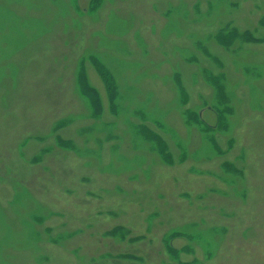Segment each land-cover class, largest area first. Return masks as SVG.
Wrapping results in <instances>:
<instances>
[{"label": "rangeland", "instance_id": "obj_1", "mask_svg": "<svg viewBox=\"0 0 264 264\" xmlns=\"http://www.w3.org/2000/svg\"><path fill=\"white\" fill-rule=\"evenodd\" d=\"M53 1L56 4L63 2V0ZM117 1L119 0H68V3L62 6L60 10L62 17L70 15L71 12L73 13L70 22L64 23L62 27V30L69 36L57 41L54 39L51 42L59 46L65 44L66 48L47 53V58L53 63L47 69V74L55 73L58 76H55V80L52 82H47L46 78L41 79L42 90L41 97L38 100L46 102L49 106L60 104L63 108L68 98H71V96L74 99L79 97L77 85L82 83L83 86L89 85V87L96 90L99 108L94 112L88 97L82 95L86 108L84 112H67L58 115L51 128L37 129L20 141L19 146L24 148L25 152L24 159L32 164H41L43 168L40 172L46 173L50 169V166L44 162L48 154L61 150L64 152L63 155L66 156L75 152L81 157L94 159V163H97L96 169H100L102 175L103 172L107 171H110V173L128 171V180L137 181L139 177L136 168H140L145 180L148 181L155 178L153 169L157 161L173 166L187 161L196 163V160H210L217 157L218 163L214 170L200 168L192 164L187 169V174L199 172L212 174L230 188L222 187L221 189L209 186L208 189L203 186L196 196H193L196 192L192 193L188 187L175 190L173 184L170 188L158 192L146 191L147 186L143 188L144 191L141 190L142 192L137 189L125 190L116 184L112 187L104 185L99 189L87 188L84 190L85 194H82L83 196H73V193H77V191L69 184L68 177L51 175L52 182L54 184L56 182L58 185H55L56 192H64L68 202L62 201V207L60 208L46 210L44 206L31 213L32 222L39 227L36 232L29 231L27 234V238L33 240L30 250L36 252L37 260L35 264H59L55 258V251L50 248L51 246L57 247L60 254L66 252L70 256V258L65 256L69 264H84V260L86 264H98L100 261L108 259L127 262L131 258L138 264H153L154 259L163 256L166 257L160 261V264H202L204 261L216 258L220 254V245H216L214 240L218 236H225L233 231L238 235L241 243H238V245L234 243L235 249L230 250V252L233 251L246 258L257 255V249L259 248L257 244L264 239L258 237V229L256 232L252 229L248 230L245 228L247 225L234 228L233 221L227 225L216 222L217 224L215 223L211 227L203 229L206 220H210L209 217H189L181 220L180 223L169 225L170 219L165 217L172 207L185 204L183 201H187L188 205L194 204L196 210L206 209V204L200 206L198 203L205 200L210 193L227 195L230 192L236 201L240 203H243L249 197V192L244 187L248 172V149L243 146L235 152L237 146L235 124L233 122L236 115L235 91L228 86L231 71L229 68L233 66L234 70L242 76V84L249 86L251 94L256 95L253 102L255 107L262 100L264 101V87L258 86L259 82L264 83V0H192L190 5L187 4V0H183L175 1L173 6L169 2L167 3L166 0L164 3L161 0L160 6L164 9L162 10L165 21L162 28L164 36L174 33V36L180 37L184 31L181 24L184 20L187 26V22L191 24L202 22L205 31L201 32V29L191 31L185 37L186 45L175 44L172 49L158 53V55L151 58L149 57L150 50L146 35L139 37L138 34H135V46L133 49L129 46L125 34L133 30L130 19L117 14L115 10H111L107 14L101 27L93 26L91 28L92 41L88 45L81 43V32L84 27L82 16L91 17L93 23H102L99 20L101 10L112 7ZM7 2L18 9L19 6L15 3H19L21 0H8ZM246 3L248 6L245 8ZM243 7L248 14L255 13L253 22L238 23L233 13ZM6 14L12 17L6 18L4 11L0 10V29H2V21L7 19L8 24H6L5 29H8L9 32L13 28H19L20 30L18 45H14V50L22 45L31 44L34 51L38 52L41 49L45 51V48L39 45L38 40L35 38L36 35L38 36L42 32L38 30L40 20H23L20 15L10 10L6 11ZM220 14L223 16H220ZM26 29L33 30L34 36L29 37ZM153 29L152 26L151 30L153 31ZM231 29H234L232 43L229 45L222 44L219 38L222 37L223 32L227 34ZM137 31L141 32L140 29L136 28L135 32ZM243 31L250 32L259 40H240L237 34ZM79 45L81 47L80 51H78ZM216 46L221 48L222 51H217ZM135 51H139L143 58L128 61V57ZM106 53L114 55L115 58H112L114 60L108 57ZM226 53L231 59L227 58ZM160 55L163 57L176 55L175 60L174 58L171 59L173 69L170 80L174 84L173 98L177 97L178 103L181 105L184 124L187 128H192V130L186 132L184 137L175 135V139L171 138L169 132L173 133L174 131L163 123L164 115L148 111L144 106L134 108L131 115L124 118V120L120 118L125 111V108L122 107V99L125 96L122 94L117 71L122 69L123 64L132 68L140 67L142 63H145L146 57H149L151 62L157 61ZM5 56H2V58ZM256 56L257 61L254 60ZM72 60L73 77L71 84L67 85L66 82L70 81V76L65 73V70ZM117 60L119 62H116ZM185 64L193 66L187 79L183 72V65ZM57 67L63 69L64 73L58 74ZM100 69L112 78L113 91L107 89L100 74ZM16 73L17 67L13 76ZM210 76L221 77L225 94V98L221 102L217 101L216 89L209 80ZM193 85L196 87H193ZM236 86H238L237 83L233 87ZM260 89L263 94L257 98V92ZM110 93L112 94L111 98ZM22 99L26 103L32 101V98L30 100L28 96H23ZM217 112L224 113L222 122L221 120L217 122ZM188 113L192 118L197 117L201 122L189 120ZM256 113V109L251 112L252 115ZM80 119L95 121L91 125L80 127L75 132L76 137L83 136L85 142L91 141V148L79 147L75 137L64 131L73 121ZM121 122L128 125L126 135L117 130ZM140 130L149 136L148 139L139 132ZM156 136L164 141L162 151H159V145L151 140V137ZM30 145L32 149L26 152V147ZM144 148L155 154L157 159L154 160L147 154L139 152ZM119 151L120 153L116 155ZM108 155H116V160L122 161L121 166L119 168L115 167L114 161L107 157ZM166 156L170 158L166 160ZM81 164L86 168L92 166L93 163L85 159ZM15 165L14 162L10 164L14 168ZM9 172L8 169L7 173ZM102 175L96 176L93 173L85 172L79 175V180L81 185L88 186L97 179L101 180ZM37 177L39 176L32 175L29 179L20 177L18 180H11L12 182L8 183L7 186L9 189H12L14 184L16 186L29 184L32 187L35 181L38 182ZM54 179L57 181L61 179L65 182L62 185V181L57 182ZM177 179L178 176L174 178V181L176 182ZM4 181H6L5 177L0 178V184H3ZM22 188L17 197L2 203L0 224L2 223L1 220H4L6 226L5 239L13 233V228L10 229V225L13 223L12 217L7 215L8 212H11L8 209V203L20 202L24 204L23 200L26 197L28 198L27 190L24 187ZM114 193L137 201V208L129 210L113 205L105 209H97L92 213L89 210L85 211L78 208L79 205H86V200L92 201L104 196L111 197L114 201L122 199H117L113 195ZM58 196H62L61 193L52 199L56 202ZM174 197L182 199V201L178 200L181 203L177 200L174 201ZM88 204L90 203L88 202ZM210 210L217 218L219 216H235V212L226 209L216 210L211 207ZM67 212H74L72 216H69L70 219L64 217ZM93 214H98L94 217V221L86 219V217ZM4 215H6V219ZM53 217H57L59 220L52 222ZM101 217H112L114 221L100 222ZM131 219L134 220V225H131ZM14 222L15 224L18 223L16 219ZM248 225L255 227L257 223L256 225ZM139 226H142V228ZM159 231L161 232L157 235L156 233ZM78 236H82L83 240L84 237H92L93 242L85 243L81 239H75ZM95 240L97 241L94 242ZM167 240L168 245L173 250L168 251L165 248ZM200 245L203 246L200 247ZM4 246L0 243V264H10L3 260ZM20 250L21 252L30 253L23 245L20 246ZM72 261L74 263H71ZM13 264H24V262L16 259ZM250 264L257 263L250 262Z\"/></svg>", "mask_w": 264, "mask_h": 264}, {"label": "bare ground", "instance_id": "obj_2", "mask_svg": "<svg viewBox=\"0 0 264 264\" xmlns=\"http://www.w3.org/2000/svg\"><path fill=\"white\" fill-rule=\"evenodd\" d=\"M7 1L8 0H0V10L4 11L6 18L12 17L6 14V11L10 10L20 15L23 20H40L38 30L42 32L38 36L36 35L35 38L38 40V44L45 48V51L41 49L36 52L31 44L22 45L14 50V45H18L17 41L20 38V30L19 28H13V30L9 32L8 29H5L6 24H8V21H6L7 19L2 21V29H0V178L5 177L6 181L0 184V210L3 208L2 203H6L5 201L8 202L17 197L23 189L22 187H24L28 193V198L26 197V199L23 200L24 204L20 202L13 204L8 203V209L11 212H8L7 215L8 217H12L13 223L10 225V229L13 228V233L10 234V237L7 239H5L6 226L4 220H1L0 243L5 245L3 249L5 252L3 260L5 262L13 264V261L19 259L23 261L24 264H35L37 260L36 252L35 250H30L33 240L27 238V234L29 231L36 232V230H39V227L32 222L31 213L36 210L38 211L40 207L44 206L46 210L50 208H60L62 207V201L68 200L65 198L64 192H60L62 196H58L56 202L52 199L54 196L60 195V193L56 192L57 188L55 185H58L56 182L55 184L52 182L53 178L51 175H64L63 178L68 177L69 184L77 191V193H73V196H83L85 194L84 190L87 188L99 189L104 185L112 187L116 184L120 185L125 190L137 189L140 192L144 191L143 188H145V186H147L146 191L158 192L159 190L170 188L173 184L175 190H180L181 187H188L192 193L196 192L193 196H196L199 189L203 186L208 189L209 186L221 189L222 187L230 188L222 180L212 176V174H203L201 172L190 175L187 174V169L192 164L200 168L203 167L204 169L214 170L218 163L217 157L210 160H196V163H194V161H187L173 166L157 161L153 169L155 178L148 181L145 180L140 168H136V173L139 177L137 181L128 180V171L117 173H110V171H107L103 172L102 175V171L96 169L97 163H94V159L81 157L75 152L69 153L66 156L63 155L64 152L61 150L48 154L44 162L50 166V169L46 173L40 172L43 168L41 164H32L24 159V148L20 147L19 144L28 134L37 129L51 128L53 121L58 115L67 112L81 113L85 111L86 108L82 98L84 88H82L80 84L77 85V94H79V97L74 99L71 96V98H68L63 108H61L60 104L49 106L46 102L38 100V98L41 97V79L46 78L47 82H52L55 80L54 77L58 76L55 73L47 74V69L53 64L51 60L47 58V53L57 52L66 48L65 44L59 46L51 41L54 39H56V41L58 39L61 40L69 36V34L62 30V27L64 23L70 22L73 13L70 11L71 13L68 16L62 17L60 15L62 6L66 5L65 3H68V0H63L61 4H56L53 0H21V2L15 3L19 6L18 9L12 7ZM166 1L173 6L175 1L183 0ZM162 2L164 3L165 0H162ZM191 2L192 0H187L188 5H190ZM160 3L161 0H119L115 2L112 7L101 10L99 20L102 21V23L98 24L96 22L93 23L91 17L86 15L82 16L84 27L81 32V43L88 45L92 41L91 28L93 26L101 27L103 20L106 19L107 14L111 10H115L117 14L124 15L130 19L131 28H133V30L128 31L125 34V38H127L128 44L132 49L135 46L134 42L136 41L137 34L139 37H143L144 35L147 36L150 58L158 55V53L172 49V46L175 44L186 45L187 41L185 37L191 31H196L197 29H201V32L205 31V26H203L202 22H195L192 24L187 22V26L184 20L181 23L184 27V31L180 37L174 36V33L164 36L162 34V28L165 23L162 15V10L164 9L160 6ZM247 6L248 4L246 3L245 8ZM245 8L238 9L233 13L238 23L253 22L255 20V13L248 14ZM220 16L223 15L220 14ZM152 26L154 27L153 31L151 30ZM134 28L140 29L141 32H135ZM26 32L29 37L35 34L33 30L26 29ZM259 47L261 48L262 46ZM68 48L71 50L70 47ZM80 48L79 45L78 51L81 50ZM215 48L217 51H222L221 48L217 46ZM6 54L9 55L5 56ZM106 55L111 57V59L115 58L112 54L106 53ZM2 56L5 57L2 58ZM175 56L176 55L163 57L160 55L158 60L154 62H151V59L146 57L145 63H142L140 67L132 68L123 64L120 71L116 70L122 94L125 96L122 99V107L125 108V111L121 114L120 118L124 120V118L129 117L133 109L138 106H144L146 110L154 113H162L164 115L163 123L174 131L173 133L169 132V136L174 139L176 138L175 135L184 137L187 131L192 130V128L189 129L184 124V118L181 115V105L178 103L177 97L173 98L174 84L170 80V75L173 69L172 60ZM226 56L228 59H231L227 53ZM139 58H143V56L139 51H135L128 57V61ZM254 60L257 61V56ZM72 62L73 60L68 63L69 67L65 70V73L70 76V81L66 82L67 85L71 84L73 77ZM116 62L119 61L117 60ZM16 67L17 73L13 76ZM183 67L184 76L187 79L193 66L185 64ZM56 69L59 70V72H57L58 74L64 73L63 69L58 67ZM229 69L231 71L228 86L231 90L235 91L234 103L236 106V115L233 118L235 135L237 137L235 152L243 146H246L248 149V172L244 187L249 192V197L246 201L240 203L236 201L230 192L227 195L210 193L205 200L198 203L200 206L206 204V209L196 210L194 204L188 205L187 201H183L185 204L172 207L165 218L170 219V225L171 223H180L182 222L181 220L188 219L189 217H209L210 220H206L205 226L202 227L203 229L211 227L216 222L218 224L227 225L229 222L233 221L234 228L247 225L245 228L248 230L252 229L254 232L258 229V237L264 238V101L262 100V102L255 107L253 102L256 95L251 94L249 86L242 84V76L234 70L233 66H230ZM235 83H237L238 86L233 87ZM194 86L195 85H193V87ZM258 86L264 87V83L259 82ZM71 93L73 94L72 90ZM262 94L263 91L260 89L259 92H257V98ZM23 96H28L30 100L32 98V101L26 103L25 100L22 99ZM255 109L257 113L252 115L251 112ZM93 123H95V121L90 119L75 120L68 128H65L64 131L69 132L75 137L79 147L91 148V141L85 142L83 136L76 137L75 132L78 131L80 127L88 126ZM117 130L126 135L128 133V125L121 122ZM26 148V152L32 149L31 145ZM139 152L147 154L154 160L157 159L156 155L148 152L146 148L141 151L139 150ZM119 153L120 151L116 155ZM116 155H108L107 157H110L114 161V166L119 168L122 161L119 162L118 159L116 160ZM85 159L91 161L93 163L92 166L83 167L81 163ZM12 162L16 164L15 168L10 166ZM102 162L104 161L102 160ZM8 169L10 170L9 173H7ZM85 172L93 173L96 176L102 175L103 177L101 180L97 179L88 186L81 185L79 175ZM32 175L39 176L37 177L38 182L35 181L32 187H30L29 184H21L19 186L14 184L13 188L9 189L7 186L8 183L12 182L11 180H18L20 177L29 179ZM176 176H178V179L175 182L174 178ZM57 182H61L63 185L65 181L59 179ZM113 195L117 199H122L114 201L111 197L104 196L92 200L94 202L86 200L85 203L88 206L82 204L79 205L78 208H82L85 211L89 210L91 213L95 212L97 209H105L113 205L129 210L137 208V201L130 200V198L124 197L118 193H114ZM173 200L182 201V199H178V197H174ZM181 201L178 202L181 203ZM235 201L236 203L234 204ZM88 202L90 204H88ZM211 207L216 210L226 209L233 211L235 212V216H219L217 218L213 211L210 210ZM73 214L74 212H67L64 217L70 219L69 216ZM4 216L6 219V215ZM95 216H98V214L90 215L86 217V219L88 218V220L94 221ZM15 219L18 221L17 224L14 222ZM58 220L59 218L57 217L51 219L52 222H57ZM102 221L112 222L114 220L112 217H107L102 218L100 222ZM133 221L134 220L131 219V225H134ZM142 222L144 223V221ZM256 223L257 226L255 227L248 225H256ZM139 227L142 228V226ZM160 232L161 231L156 234L159 235ZM75 239L83 240V237L78 236ZM90 241H92V237H84L83 242L88 243ZM96 241L97 240L94 242ZM214 243L218 246L220 245V254L216 258L204 261L202 264H250V262L264 264V239L257 244L259 248L257 249V255H254L257 257L251 256L248 258L233 251L230 252V250L235 249L233 246L234 243L237 245L241 243L238 235L234 231L229 232L225 236H218V238L214 240ZM22 245L27 251H30V253L21 252L20 246ZM202 246L203 245H200V247ZM50 248L52 251H55V258L59 264H69L65 256L68 258H70V256L66 252L65 254L64 252L60 254L57 247L51 246ZM165 257L166 256L154 259L153 264H160V261L164 260ZM186 257L188 256L186 255ZM128 260L130 261L123 262L116 259H108L102 260L98 264H138L133 258ZM71 263H74V261ZM84 264H86L85 260Z\"/></svg>", "mask_w": 264, "mask_h": 264}, {"label": "trees", "instance_id": "obj_3", "mask_svg": "<svg viewBox=\"0 0 264 264\" xmlns=\"http://www.w3.org/2000/svg\"><path fill=\"white\" fill-rule=\"evenodd\" d=\"M233 32H234V29H231L229 32H227V34H224V32H223L222 33V37L219 38V41L222 44H225V45L231 44L232 43V40H233ZM237 35H238L239 39L242 40V41H249V40H251V41H258L259 40L258 38L256 39L250 32H247V31L239 32V34H237ZM100 74L103 77V80L105 82V85L107 86V89L109 91H110V89H111V91H113V82H112V80H111L112 78H110L109 74L106 73V72H104V71H102V70L100 71ZM209 80L213 83V85H214V87L216 89L215 92H216L217 101H219V102L223 101L224 98H225V94H224V91H223L224 90L223 89V84H221V77L220 76H210L209 77ZM81 85H82V83H81ZM82 87L83 88L85 87L84 88L83 95H85L86 97H88V101H90V103H91V105L93 107V111L94 110L97 111L98 108H99V101L97 100V97H96V90L93 89V88H91V87H89V85H85V86L82 85ZM109 96L111 98L112 94L110 93ZM188 115H189V117H188L189 120L201 122V121L198 120L197 117L196 118L195 117L192 118L189 113H188ZM223 115H224V113H222V112H219L218 113L217 112V122H220V120L222 122ZM139 132H141L143 134V136L148 139L149 136L145 132H142V130H140ZM151 140H153V142L156 145H159L158 146L159 151H162L161 148L164 145V141L159 136L151 137ZM165 154H167V153H165ZM168 158H170V157L169 156L168 157L167 156L165 157L166 160H168ZM166 244L167 245H165V248L168 251L173 250V248L170 245H168V240H167V243Z\"/></svg>", "mask_w": 264, "mask_h": 264}]
</instances>
